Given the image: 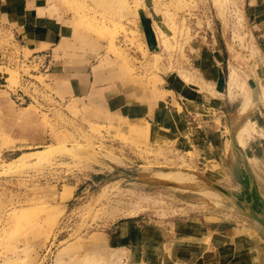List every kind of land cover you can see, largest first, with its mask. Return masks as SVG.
Wrapping results in <instances>:
<instances>
[{"label": "rangeland", "instance_id": "obj_1", "mask_svg": "<svg viewBox=\"0 0 264 264\" xmlns=\"http://www.w3.org/2000/svg\"><path fill=\"white\" fill-rule=\"evenodd\" d=\"M22 2L70 29L54 50L63 76L51 83L41 53L22 51L7 20ZM246 3L0 0V264H169L161 257L174 245L197 246L182 259L219 264V234L201 238L192 226L222 222L217 187L227 188L228 145L242 124L260 152L264 196V41ZM232 70L242 87L231 90ZM85 72L97 80L71 95L66 83ZM144 106L163 107L162 123L135 116ZM127 221L153 231L155 247L127 257L113 241L130 237L117 231ZM249 252L245 260L264 264Z\"/></svg>", "mask_w": 264, "mask_h": 264}, {"label": "crops", "instance_id": "obj_2", "mask_svg": "<svg viewBox=\"0 0 264 264\" xmlns=\"http://www.w3.org/2000/svg\"><path fill=\"white\" fill-rule=\"evenodd\" d=\"M18 5L19 4L17 3L16 6L14 7L15 8L14 10L5 11V13L8 14L7 20L9 22V25L13 33L20 40L19 42L21 43V46L23 48L22 51L27 50L31 56L36 53H41L44 55V58L45 57L51 58V59H46V65H45L46 69L45 68L43 69L45 73L44 75L49 76L48 78H45V80L51 83L53 79L63 76L61 71H58L57 69V67L62 64L60 63L57 64V61L54 58V50L61 43L63 39L68 38L70 34V29L68 26L63 25L62 22H60L56 16L49 15L48 11L45 10L43 6L41 7L40 5H37L35 4V2L30 7H26V4L24 2H22L21 6ZM246 5H247L248 15L252 22L253 28L255 31L261 33L260 36L264 41V0H247ZM40 8H42L43 10H39ZM93 73L94 75L92 78L87 72H85L83 82L75 78L74 83L70 81L66 83V85L68 86L69 93L73 96H79V94H84L85 90L87 89V85L88 84L90 85V83L93 84L94 79L96 78L95 74L97 73L95 72ZM166 98L168 99L169 97L166 96ZM114 101H116L115 97L110 100L111 103H113ZM153 104H154V99L151 100L150 102L151 106ZM144 107L145 108L135 112V116H141V118L143 116L150 117V119H153L157 121L158 124H161L164 117H166L167 115V111L163 109V107L157 108L158 109L157 111L150 110L146 106ZM139 120L141 121V119ZM141 122H145V121H141ZM146 122L152 129L153 127L152 123H150L149 121ZM238 146L240 147V144H238ZM230 154H232V150H230ZM242 169L245 171L244 167ZM228 174H230L229 181L232 185L231 191H233L234 189H239L243 184L241 182H244L246 184V181L244 179L240 181H236L231 171L228 172ZM234 184L236 185L235 187ZM251 207L253 208L254 206L251 205ZM225 212H226L225 214L231 215V216H227V219L225 220L227 223H230V226L226 227L225 231H223L225 237L227 236L228 238L233 240L234 235H238V236L233 242H231L232 244L231 243L227 244L229 246H225L224 243L218 244L219 245L218 247L220 248L217 247L218 250H215V253L217 258L218 256L220 258L219 264H228V263L230 264L231 262H233L234 264H247L240 259V256L243 255L244 251L249 248L248 243L245 240H243V237L245 236H241L242 234H236L243 231L244 227L242 226V224L245 223L244 218H246L245 217L246 215L244 214L236 215L235 211H229V210H226ZM121 227L129 229L128 233L130 237L121 241L120 240L117 241L113 240V241L116 243V245L122 246L121 248H125L126 250H129L127 257H130V255H132V253L135 250H139V249L150 250V248L155 247L153 246V243L155 241L154 238L156 235L153 231H150L149 229H145V230L138 229L136 226H132V223L130 221L122 223L117 228V231ZM192 228L193 230H195V227L192 226ZM120 234L123 235V232L121 231ZM193 237L196 238L197 236L196 237L193 236ZM201 238H203L202 235ZM160 246H162V244H160ZM238 246H240L241 250L238 248ZM181 249H184L187 252L191 250V252L194 253L196 251L195 249H197V246L194 245L193 248H187L184 245H174L170 247L168 249L167 256L169 257L170 255L172 263L170 262L169 264H194V261L191 259H186V257L184 259L181 258V256L179 255V253H182L180 252ZM135 255L133 256L135 257ZM167 256L161 257L163 263L167 262L168 259H170V257L166 258ZM234 256H237L238 259V262L236 263H235L236 259L233 260Z\"/></svg>", "mask_w": 264, "mask_h": 264}, {"label": "water", "instance_id": "obj_3", "mask_svg": "<svg viewBox=\"0 0 264 264\" xmlns=\"http://www.w3.org/2000/svg\"><path fill=\"white\" fill-rule=\"evenodd\" d=\"M228 97H229V93H228ZM261 97V96H260ZM231 101H233L234 99L229 98ZM240 105V104H239ZM239 107V106H238ZM238 108L235 110L236 114H239L238 112ZM246 111V110H245ZM244 113V112H243ZM242 113V114H243ZM240 114V115H242ZM242 137H241V141L239 140V137L237 136V133L242 129ZM246 129L245 124L243 126H241V128H239L236 133H235V138H233L232 140V145L231 142H229L228 145V164L230 163V167H228L229 165H227L225 167V178H224V182L227 185V188H222V187H217L219 191H223L226 199H225V206H223V209H218L216 208V212L219 210V212H222L221 216L223 217L222 222H218L217 220H210V223H215V226H210L208 224L203 225V227H200L196 224H194L195 230L197 233H199L200 235H202V233H205L206 231L210 232H216L220 235L219 239H220V243H224L225 246H229L227 244L233 242L238 235H234V239L231 240L230 238H228L227 236L225 237V234L223 231H225V228L230 226V223H227L225 220L227 219V216H231L230 214L227 215L225 214L226 210L229 211H235L236 215L237 214H244L246 215L244 218L245 223L242 224L243 231L236 233V234H242L241 236H245L243 237V240H245L248 243L249 248L247 250L244 251V254L240 256V259L247 263L250 264L248 258H246V260L244 259V256L249 255V249L252 248L255 254H261L264 255V241H260L262 239H264V196L261 194V190H262V184H263V175L260 174V170H259V166L257 167L256 165V160H260V152L255 151L254 147H256L254 145V143L250 140L247 141L245 136H244V131ZM238 143L240 144V147L238 146ZM234 146V149L233 147ZM230 150H232V154H230ZM238 153H242V159L243 161L240 163V166H236L237 164L235 162H232L233 159L235 160V157H237L239 154ZM250 158L255 161V165L250 162ZM245 168V171L242 168ZM232 172L234 178L236 181H240V180H245L246 184L244 182L242 186L239 189H234L233 191H231V183L229 181V175L228 172ZM235 172V173H234ZM236 172H240L241 175H243V177L241 178H236ZM229 186V187H228ZM236 185L234 184V187ZM245 187H247L251 194L248 195V193H246L245 191ZM253 189L255 191V193L253 192ZM210 192L212 190L208 189ZM235 191H238L241 194H236ZM245 196V197H244ZM250 197V198H249ZM242 204H241V203ZM251 205H253L254 209L251 207ZM221 207V206H220ZM257 210V211H256ZM235 215V216H236ZM230 218V217H229ZM257 223V224H256ZM223 224V227H221V225ZM247 236V237H246ZM238 248L240 249V246H238ZM241 250V249H240ZM236 259L235 263L238 262L237 256L233 257V260ZM257 262V260H256ZM233 262H231L230 264H232ZM229 264V263H228ZM234 264V263H233ZM256 264H262L261 261Z\"/></svg>", "mask_w": 264, "mask_h": 264}, {"label": "bare ground", "instance_id": "obj_4", "mask_svg": "<svg viewBox=\"0 0 264 264\" xmlns=\"http://www.w3.org/2000/svg\"><path fill=\"white\" fill-rule=\"evenodd\" d=\"M255 80H256V78H254ZM258 82V81H257ZM239 86V87H242V82L240 83L239 81H238V77H237V73L235 72V70H232L231 71V73H230V76H229V86H230V88H231V90L233 89V87H235V86ZM253 86H255V84H251V87H253ZM260 95V94H259ZM261 99H263L264 100V93L262 94V96L260 97ZM249 103H250V95H247L246 97H245V99H244V102H243V104H242V106L239 108V110H238V115H240V114H242L243 112H245V110L247 109V107H248V105H249ZM259 103H261V102H259ZM261 116H262V114H260ZM237 116V115H236ZM264 116V115H263ZM238 118V117H237ZM255 121V120H254ZM250 122V121H249ZM252 122V121H251ZM243 125V124H242ZM241 125V126H242ZM254 125H256V124H254ZM241 126H239V128H241ZM248 127V126H247ZM261 127V126H260ZM238 128V129H239ZM243 129L244 128H242L238 133H237V136L239 137V140L241 141V137H242V131H243ZM262 130V129H261ZM247 131V130H246ZM264 132V131H263ZM246 136H247V134H246ZM248 137V136H247ZM241 143H242V141H241ZM200 144V143H199ZM239 144V143H238ZM240 157H241V155H240ZM250 160H252V159H250ZM249 160V161H250ZM258 161V160H257ZM251 162V161H250ZM253 163H255L254 161H253ZM255 165V164H254ZM256 165H258V164H256ZM260 165V164H259ZM261 166V165H260ZM258 167V166H257ZM260 170H261V167L259 168ZM177 171H179V170H177ZM171 172V171H170ZM170 172H168V173H170ZM174 172H176V171H174ZM174 172H173V174L171 175V176H175L176 174H178L179 172H177V173H175L174 174ZM261 172H263L262 170L260 171V174H261ZM164 173V172H163ZM167 173V172H166ZM185 173V172H184ZM181 174H182V176H183V173L181 172ZM185 174H187V173H185ZM188 175L189 174H187V177H188ZM173 176V177H174ZM184 176H186V175H184ZM190 176V175H189ZM179 177V176H178ZM177 177V178H178ZM180 178H181V176H180ZM180 178H179V180H180ZM184 178V177H183ZM174 179H176V178H174ZM182 179V178H181ZM192 178H190V179H188V180H191ZM178 180V179H177ZM183 180V179H182ZM193 181V180H192ZM181 186V185H180ZM186 186V185H185ZM183 187V186H182ZM182 187H180V188H182ZM185 188V187H184ZM188 189V188H187ZM183 190H186V189H183ZM205 190V189H204ZM190 191H191V189H190ZM196 191H198V190H196ZM207 191V192H206ZM206 191H203V193L204 192H206V196H207V194L210 192L208 189L206 190ZM198 192H200V191H198ZM201 192H202V190H201ZM214 193V192H213ZM212 193V194H213ZM218 193V192H217ZM92 194V193H91ZM212 194H210L211 196H213L214 194H216V193H214L213 195ZM209 196V195H208ZM211 196H209L208 198L209 199H213V197H211ZM216 196V195H215ZM211 197V198H210ZM217 197V196H216ZM215 198V197H214ZM219 198V197H218ZM217 198V199H218ZM210 201H212V200H210ZM215 201V200H214ZM214 201H212V202H214ZM237 218V217H236ZM232 230V229H231ZM214 235L215 234H218V233H216V232H212ZM215 239H216V242H217V244H219V235H217L216 237H214ZM207 239V238H206ZM211 242V241H210ZM243 243H244V241H243ZM232 244V243H231ZM219 246V245H218ZM220 248V247H219ZM224 248V247H223ZM232 248V247H231ZM221 250V249H220ZM224 250H226V249H224ZM222 252V251H221ZM229 252V251H228ZM223 254V253H222ZM120 256V255H119ZM118 256V257H119ZM60 259H61V257H59ZM117 259V257H116V255H115V260ZM58 257L56 256V259H55V262L54 263H58ZM231 261V260H230ZM256 262V261H255ZM83 264V263H82Z\"/></svg>", "mask_w": 264, "mask_h": 264}, {"label": "built area", "instance_id": "obj_5", "mask_svg": "<svg viewBox=\"0 0 264 264\" xmlns=\"http://www.w3.org/2000/svg\"><path fill=\"white\" fill-rule=\"evenodd\" d=\"M36 57H38V59H37L38 62H40L42 60V61H44V65H45L47 57L44 58L43 54L37 55ZM42 68H44V67H42ZM25 99L26 98L24 97V101H25Z\"/></svg>", "mask_w": 264, "mask_h": 264}]
</instances>
